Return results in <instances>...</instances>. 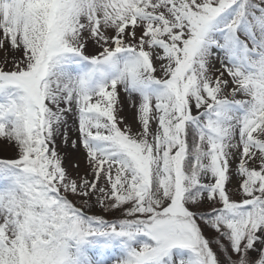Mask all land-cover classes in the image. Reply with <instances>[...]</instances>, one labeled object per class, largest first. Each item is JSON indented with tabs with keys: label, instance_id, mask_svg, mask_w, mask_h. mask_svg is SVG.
Instances as JSON below:
<instances>
[{
	"label": "snow or ice",
	"instance_id": "obj_1",
	"mask_svg": "<svg viewBox=\"0 0 264 264\" xmlns=\"http://www.w3.org/2000/svg\"><path fill=\"white\" fill-rule=\"evenodd\" d=\"M0 141V264H264V0H0Z\"/></svg>",
	"mask_w": 264,
	"mask_h": 264
},
{
	"label": "rangeland",
	"instance_id": "obj_2",
	"mask_svg": "<svg viewBox=\"0 0 264 264\" xmlns=\"http://www.w3.org/2000/svg\"><path fill=\"white\" fill-rule=\"evenodd\" d=\"M124 115L127 118V121H131V114L127 111H125ZM71 123V121H70ZM68 135L70 139H75L76 138V132L72 130V128L68 129ZM60 150H61V155L64 157V167L68 169L70 174L75 177L77 175V171L74 168L75 163H79L80 165V174L83 175L84 170L86 168V162L81 158V154L76 152L75 149L71 147V145L64 146L62 143L60 144ZM0 158H5V159H12L15 158V152L11 147H8L3 144L2 141H0ZM230 187H235V185H231ZM111 218V217H109Z\"/></svg>",
	"mask_w": 264,
	"mask_h": 264
}]
</instances>
